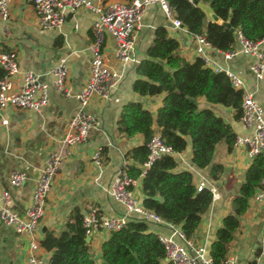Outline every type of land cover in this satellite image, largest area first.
<instances>
[{
  "label": "crops",
  "instance_id": "1",
  "mask_svg": "<svg viewBox=\"0 0 264 264\" xmlns=\"http://www.w3.org/2000/svg\"><path fill=\"white\" fill-rule=\"evenodd\" d=\"M126 1L104 0L103 2L115 4ZM93 21V14L84 8H79L74 14H66V21L60 29L41 30L29 0H13L9 3L8 19L6 21L0 19V51H14L20 71H32L45 83H50V78L45 76V73L60 57H65L69 65L67 86L72 94H76L83 89L88 76L90 66L88 48L92 39ZM168 25V20L158 6H150L145 10L136 31L134 46L136 63L123 64L117 61L114 57L116 44L109 35H106L103 50L105 61L121 79L113 90L110 100L103 101L96 97L89 102L87 111L95 116L94 127L87 142L75 147L71 156L61 163L45 200L44 216L36 231L39 242L46 230L61 231L68 215L75 208H78L83 216L90 211H96L97 215L103 218L123 216V207L110 197L108 190L118 170L124 165L135 166L132 161L125 159V155L142 145L143 137L136 135L126 139L120 136L117 132V121L122 108L127 103L140 102L151 112L152 128L158 132L155 118L163 98V95L140 97L133 91L132 85L139 78L135 68L146 58V51L158 27L165 28L169 37L178 41L181 57L189 62L196 59L191 35L177 33L168 28ZM261 49L264 51V40ZM205 52L220 65L228 66L234 72H240L246 89L264 108V76L262 80L257 81L251 73L250 67L255 63L253 57L237 55L230 61H225L213 49H207ZM21 79V74L12 78L15 89L19 88ZM77 107L76 100L64 98L50 86L49 104L40 112L9 108L0 113V194L4 190L9 191L11 207L16 213L23 214L31 205L34 183L48 155L59 149L68 121ZM210 110L222 117L225 123H229L236 136L248 134L239 121L234 120L230 108L214 105ZM2 121L6 123L3 124ZM95 148L100 149V167L91 161ZM175 159L176 172L188 171L192 174L195 185L204 179L214 188L211 206L193 234L196 242L206 246L209 252L215 239V232L229 211V209L227 211L226 198L228 196L230 199L231 196L223 181H228L229 176L236 179L234 176L239 175L244 167L247 170L251 161L247 159L243 150L233 147L231 153L226 151L224 161L221 163L222 175L218 180L212 181L207 177L206 171L192 165L189 145L183 153L176 154ZM13 172L25 174L26 180L22 186L15 188L9 185L8 177ZM141 179L142 177L135 180L133 188L139 202L144 198ZM218 183H222L223 186L220 187ZM263 223L264 202L258 204L252 197L240 220V227L227 247L226 259H232L234 264L249 262L264 264V241L261 239ZM149 230L153 233L168 234L167 229L158 226H151ZM103 236L96 234L88 243L97 264L101 261L100 247L108 238ZM27 255V240L17 235L11 226L0 222V264H27ZM38 255L45 259H50L51 256L41 247ZM161 264L166 263L162 261Z\"/></svg>",
  "mask_w": 264,
  "mask_h": 264
},
{
  "label": "trees",
  "instance_id": "2",
  "mask_svg": "<svg viewBox=\"0 0 264 264\" xmlns=\"http://www.w3.org/2000/svg\"><path fill=\"white\" fill-rule=\"evenodd\" d=\"M209 4L220 23L209 21L205 13L188 0H168L173 17L180 20L189 35H199L218 52L236 48L235 31L247 40H264V0H199ZM222 23L228 22L234 31ZM138 79L133 91L140 97L163 95L157 109L155 123L165 145L176 154L191 148V163L206 171L207 177L216 181L223 173V165L212 161L215 147L224 143L231 153L235 133L229 123L208 107L200 108L197 100L210 105H220L233 111L235 121L241 114L242 92L232 87L223 73L204 67L199 58L189 62L179 55V43L169 37L163 27L154 31V38L146 51V58L135 68ZM3 72L0 70V77ZM189 99H194L190 102ZM153 118L140 102L127 103L117 121V132L130 139L143 137V144L130 150L125 159L129 176L136 180L142 175V165L147 160L146 143L154 135ZM177 161L164 155L155 161L142 176V206L161 220L179 226L187 237H192L212 203V193L203 189L197 192L192 174L176 172ZM264 176V152L255 156L244 173L237 195L231 200L228 214L215 232L209 255L212 264H223L227 247L240 227L249 200L260 186ZM160 201H154L153 197ZM150 225L130 218L124 227L109 234L100 247V259L107 264H161L164 249ZM83 214L73 209L59 232L46 230L40 247L50 253V264H97L89 244H85ZM247 264H255L249 262Z\"/></svg>",
  "mask_w": 264,
  "mask_h": 264
},
{
  "label": "built area",
  "instance_id": "3",
  "mask_svg": "<svg viewBox=\"0 0 264 264\" xmlns=\"http://www.w3.org/2000/svg\"><path fill=\"white\" fill-rule=\"evenodd\" d=\"M13 0H0V19L6 21L9 16V3ZM104 0H29L41 30H58L66 21V14H74L79 8H84L94 16L91 24V43L89 45L90 66L87 80L83 89L72 94L67 86L69 65L65 57L57 62L45 73L50 83L42 82L39 75L32 71H20L17 55L14 51H0V113L6 109L28 110L40 112L49 104V87L61 94L64 98L74 99L78 103L77 110L68 121L62 136L60 147L52 151L41 169L34 183L31 205L23 214L16 213L11 205L9 191L0 194V222L11 226L15 233L24 237L28 242L27 264H50V259L38 255L40 242L36 231L40 220L45 213V200L50 192L51 185L65 158H69L75 147L85 144L90 131L95 124V116L87 111L89 102L93 98L108 101L115 90L120 76L106 63L103 53L106 35H109L116 44L114 57L117 61L136 63L134 54L136 31L139 28L141 17L150 6H158L168 20V28L177 33L188 34L181 21L174 18L168 0H127L125 3L107 4ZM193 3V0H188ZM236 48L230 52L216 53L225 60L230 61L237 55L250 56L255 63L250 67L251 73L257 81L263 79L264 51L261 49L262 41L247 40L239 31H235ZM194 43L196 58L202 60L204 67L215 73H223L230 81L232 87L242 92L240 125L248 132L245 136H236L233 147L243 150L251 161L255 156L264 152V108L258 104L254 95L246 89L240 72L224 67L207 55L205 50L213 49L204 37L191 35ZM214 50V49H213ZM21 74L22 79L18 89H15L12 78ZM3 124L6 121H2ZM148 155L142 165V175L157 160L164 155L173 154L170 146L165 145L158 132H155L146 143ZM91 161L101 166V153L95 148ZM26 176L21 172H13L8 177L11 187H20L24 184ZM135 180L132 179L127 167L124 165L118 170L111 182L108 194L124 209V214L118 218L99 217L96 211H90L83 216L85 237L91 239L92 235L101 234L109 236L110 233L121 230L130 218L142 220L150 226L167 229L168 234L156 232L159 242L164 249L163 260L166 264H212V259L206 246L197 243L195 238L187 237L179 226L166 223L152 211L146 210L134 193ZM203 189L211 193L214 188L201 180L196 185L197 192ZM254 202H264V176L260 186L253 195ZM261 239L264 241V223ZM223 264H234L232 259H226Z\"/></svg>",
  "mask_w": 264,
  "mask_h": 264
},
{
  "label": "rangeland",
  "instance_id": "4",
  "mask_svg": "<svg viewBox=\"0 0 264 264\" xmlns=\"http://www.w3.org/2000/svg\"><path fill=\"white\" fill-rule=\"evenodd\" d=\"M197 103H198V105H199L200 108H206V107H208V108L212 109V107L214 106V105H210V104L205 103V101L203 99H198ZM225 153H226V146H225V144L224 143H219L215 147L212 161L214 163H223ZM245 171H246V167H244L243 169L240 170V174L239 175L234 176L236 179H234L233 177L229 176L230 179H228V181H226V182L223 181V185L225 183L226 189L230 193V196H231L230 199H228V196L226 198V205H228L227 206V211L229 209V205H230L231 199L234 198L237 195L238 187H239V185L243 181V177H244ZM218 185L220 187L223 186L222 183H218ZM93 236H94V234L92 235V237ZM103 237H107V236L104 235Z\"/></svg>",
  "mask_w": 264,
  "mask_h": 264
},
{
  "label": "water",
  "instance_id": "5",
  "mask_svg": "<svg viewBox=\"0 0 264 264\" xmlns=\"http://www.w3.org/2000/svg\"><path fill=\"white\" fill-rule=\"evenodd\" d=\"M195 6L199 7L206 15L207 19L213 23H220L219 18L213 13L212 9L210 8L209 4H203L201 2H199V0H193V3ZM221 24L223 26H225L227 29H229L230 31H234L233 28L230 27L228 22L222 23ZM190 102H194V99H189ZM172 158L176 157V153L171 154ZM154 201H160V198L155 196L152 198ZM89 243V238H85V244ZM98 264H107L104 261H99Z\"/></svg>",
  "mask_w": 264,
  "mask_h": 264
}]
</instances>
